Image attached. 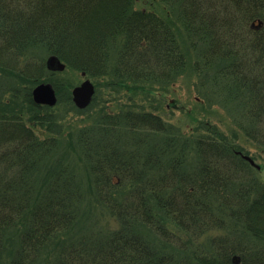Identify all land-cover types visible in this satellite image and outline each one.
<instances>
[{
  "label": "trees",
  "instance_id": "trees-1",
  "mask_svg": "<svg viewBox=\"0 0 264 264\" xmlns=\"http://www.w3.org/2000/svg\"><path fill=\"white\" fill-rule=\"evenodd\" d=\"M162 1L188 44L172 18L135 0H0V70L19 77L10 92L23 96L0 113V264H264V184L216 124L188 134L158 109H102L70 144L75 166L63 155L48 163L61 141L35 127L48 126L50 107L32 97L48 79L39 48L134 91L170 85L192 64L200 84L236 101L239 132L264 148V0ZM87 191L115 227L70 235Z\"/></svg>",
  "mask_w": 264,
  "mask_h": 264
},
{
  "label": "rangeland",
  "instance_id": "rangeland-1",
  "mask_svg": "<svg viewBox=\"0 0 264 264\" xmlns=\"http://www.w3.org/2000/svg\"><path fill=\"white\" fill-rule=\"evenodd\" d=\"M134 7L136 9H154L161 16L172 18L174 23L177 24L176 34L179 39L188 44L187 34L179 21L178 13L170 8V5L162 0H135ZM37 54L38 58L44 59L46 63L53 53H49L45 48H39ZM191 57L194 61L195 54H191ZM48 71V79L42 82H56L59 84L58 103L44 111L46 116H49L46 123L50 127V133L48 126H35L38 133L58 137L57 139L61 141L59 147L55 149L50 157L52 160L48 163H52L54 159H63V155L68 158V163L75 166L72 157L75 152L78 153L77 151L80 150L79 147L76 149L71 148L70 144L76 146L75 141L78 139V132L91 121L92 117L90 115L95 111L107 109L112 113H117L122 108L137 106L146 107V109H158L166 120L181 126L188 134L197 131L200 122L202 124L204 122L216 124L231 140H234L233 142L242 147L246 155L254 159L255 164L260 166L257 168L251 164L254 167L255 177L260 183L264 184V148H260L248 139L243 132H239L236 122V115L239 110L237 111L236 101L226 99L224 93L213 90L207 84H200L203 77L197 74L198 72L192 64L188 70L178 75L175 82L170 85L147 84L135 89V91L126 86L111 85L108 78H90L87 74L84 76L81 69L66 67L63 71L55 72L50 71V69ZM210 72L212 73L213 70ZM18 78V76L13 78L11 73L1 72L0 70V113H3L4 110H19L18 107L23 106L20 103L23 96L14 100L12 92H10L18 85ZM86 78L91 79L95 84V99H92L91 106L80 109L72 101V89L81 84ZM25 118H29L27 113H25ZM235 130L239 132V138L233 137ZM190 157L189 164L193 165L196 161L195 153ZM77 169L80 175L79 182L86 187H90V180L87 178L89 173L85 168V163H77ZM90 195L92 194L88 193L86 202L82 205L81 218L70 235L98 233L101 229L108 228L109 224L111 227H115L116 222L110 216L107 208L98 199ZM147 234L156 237L153 231H147ZM157 239L159 240V238ZM13 241L11 240L9 244L11 245Z\"/></svg>",
  "mask_w": 264,
  "mask_h": 264
},
{
  "label": "water",
  "instance_id": "water-1",
  "mask_svg": "<svg viewBox=\"0 0 264 264\" xmlns=\"http://www.w3.org/2000/svg\"><path fill=\"white\" fill-rule=\"evenodd\" d=\"M47 67L51 71H63L66 69V63H64L60 58L52 54L47 59ZM84 76L86 72L82 73ZM96 93L95 84L91 79L86 78L81 84L75 86L72 89V98L76 106L80 109L87 108L94 98ZM32 97L34 103L40 105L55 106L58 102V96L54 85L50 82H40L32 90ZM245 159L249 161L250 164L259 168L254 159L249 155H244Z\"/></svg>",
  "mask_w": 264,
  "mask_h": 264
}]
</instances>
